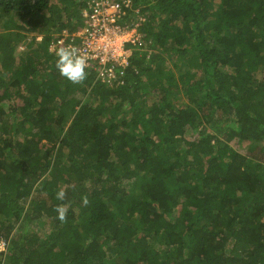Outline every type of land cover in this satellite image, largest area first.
Segmentation results:
<instances>
[{
    "label": "trees",
    "instance_id": "obj_1",
    "mask_svg": "<svg viewBox=\"0 0 264 264\" xmlns=\"http://www.w3.org/2000/svg\"><path fill=\"white\" fill-rule=\"evenodd\" d=\"M85 6L0 0V264H264V0H132L112 87L49 51Z\"/></svg>",
    "mask_w": 264,
    "mask_h": 264
},
{
    "label": "built area",
    "instance_id": "obj_2",
    "mask_svg": "<svg viewBox=\"0 0 264 264\" xmlns=\"http://www.w3.org/2000/svg\"><path fill=\"white\" fill-rule=\"evenodd\" d=\"M87 5L88 7L83 11V29L75 34L63 31L53 46L54 48L62 45L75 47L88 57V65L90 62L96 64L97 76L104 83L111 84L122 76L123 70L116 72L117 69L107 66L108 63L112 62L124 67L127 64L124 52L126 44L135 46L141 39L137 32L138 24L122 26L117 22L125 15V9L132 6V0H88ZM138 20L141 22L142 18ZM115 49L118 50L117 52L123 51L124 57L116 58ZM4 248L5 242L1 241L0 252Z\"/></svg>",
    "mask_w": 264,
    "mask_h": 264
},
{
    "label": "clouds",
    "instance_id": "obj_3",
    "mask_svg": "<svg viewBox=\"0 0 264 264\" xmlns=\"http://www.w3.org/2000/svg\"><path fill=\"white\" fill-rule=\"evenodd\" d=\"M85 1H86V6L81 10V16H82V20H83L82 27L79 30H77L75 32H72V33H69V32H67L65 30H63V31H65V32H67L69 34H75L77 32H80L83 29V27H84L83 11L86 10V8L88 7V5H87V1L88 0H85ZM130 8H127V9L130 10ZM127 9H125V14H126V10ZM134 11L137 12V10H134ZM138 19H139L138 17H137V19H132L130 21V23H128L125 26L132 25V24H134V25L138 24L137 32L141 36V39H142V35H141L140 31H139V28L141 27V24L143 23V20L140 22ZM62 32L58 33L55 36V38L51 41L50 46H49V51L50 52H54V54H55V56L57 58L55 66L58 69L60 75L63 78L67 79L72 84H82L86 80L87 75H88V73L86 71L87 67L89 65H92V64H95V63H91L90 62L89 65H88V57L85 54H81L78 51V49H76L73 46H70V45L69 46H63L62 45V46H60L58 48H54L53 43L57 40L58 36ZM31 38H34L35 42H40V41L43 40V36L42 35L33 33L32 35L28 36L26 41H29ZM38 38H40V40ZM126 45H128V44H126ZM125 48H126V46H125ZM20 49L23 50L24 47L22 45H20ZM126 52H127V50H126ZM94 69H96V64H95ZM95 72H96V70H95ZM113 83H114V81L111 82V84H107V83H105V84L108 87H112ZM56 198L59 201H65L66 200L67 192L65 191L64 188H61L56 193ZM81 203H82V205L84 207L88 206L89 200H88L87 196L81 197ZM54 211L57 213V217L56 218L61 223L66 222L67 212H68V205L67 204L61 203V204L57 205L55 207ZM3 251H1L0 253H2Z\"/></svg>",
    "mask_w": 264,
    "mask_h": 264
},
{
    "label": "rangeland",
    "instance_id": "obj_4",
    "mask_svg": "<svg viewBox=\"0 0 264 264\" xmlns=\"http://www.w3.org/2000/svg\"><path fill=\"white\" fill-rule=\"evenodd\" d=\"M0 22H1V21H0ZM0 25H1V23H0ZM122 39H123V38H122ZM115 48H116V47H115ZM117 51H118V50L115 49V57L118 58V59H119V58H123V57H124V55H123V51H119V52H117ZM124 52L126 53V48H125ZM188 137H189V136H188ZM188 137H187V138H188ZM17 233H18V232H17Z\"/></svg>",
    "mask_w": 264,
    "mask_h": 264
}]
</instances>
